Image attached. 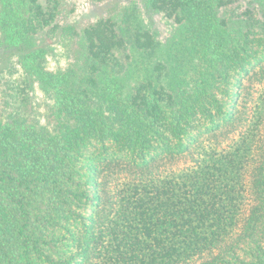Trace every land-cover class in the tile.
<instances>
[{
	"label": "trees",
	"instance_id": "obj_1",
	"mask_svg": "<svg viewBox=\"0 0 264 264\" xmlns=\"http://www.w3.org/2000/svg\"><path fill=\"white\" fill-rule=\"evenodd\" d=\"M246 1L145 0L178 27L163 50L137 2L79 30L63 0H0L4 89L50 101L48 123L0 113V264H264V0Z\"/></svg>",
	"mask_w": 264,
	"mask_h": 264
},
{
	"label": "rangeland",
	"instance_id": "obj_2",
	"mask_svg": "<svg viewBox=\"0 0 264 264\" xmlns=\"http://www.w3.org/2000/svg\"><path fill=\"white\" fill-rule=\"evenodd\" d=\"M248 1L249 0L243 3V8L240 9L241 11L247 8ZM116 2H120L124 5L137 2L142 10L145 26L157 33L159 40L163 44V50H167L168 43L175 39L178 34V27L172 21L165 18L164 15L149 10L145 4V0H106L103 3H97L92 0H63V12L59 20L62 23L74 25L79 30H82L95 23L99 18L106 16ZM50 43L54 48V53L49 56V67L51 69H57L67 66L70 59L64 55L63 48L56 44L57 42L55 39L51 38ZM1 63L2 53H0V65ZM10 81H12V78H10L8 73L6 75H4V73L1 74L0 104H2L3 109H0L1 116L4 117L8 115L21 103L23 105L22 108L31 121L35 123L39 122L40 124L48 123L50 120V113L47 111L50 106L48 98L37 90L34 94L32 93L31 96L27 97L25 102L19 101V103H17L16 99L12 98V95L9 94V91H5V89H8L7 85H9ZM255 85L253 93L255 96H259V92H262L264 88L262 85Z\"/></svg>",
	"mask_w": 264,
	"mask_h": 264
}]
</instances>
